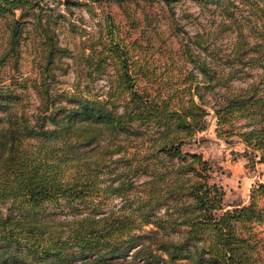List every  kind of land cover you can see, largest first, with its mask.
<instances>
[{"label":"trees","instance_id":"obj_1","mask_svg":"<svg viewBox=\"0 0 264 264\" xmlns=\"http://www.w3.org/2000/svg\"><path fill=\"white\" fill-rule=\"evenodd\" d=\"M38 1L0 0V13ZM11 23L0 65L19 57L21 28ZM40 27V73L0 78V264H259L253 227L264 223V181L247 203L223 209L207 161L182 147L206 127L210 106L218 133L245 119L235 133L264 164V79L233 85L192 37L190 47L180 46L190 70L177 71L161 91L143 77L134 42L112 28L85 53ZM56 53L70 59L67 89L44 75ZM82 71L98 76L81 78ZM102 75L98 94L90 84ZM130 175L147 177L139 194L131 195ZM111 194L120 201L105 207ZM50 207L67 216L46 217Z\"/></svg>","mask_w":264,"mask_h":264},{"label":"rangeland","instance_id":"obj_2","mask_svg":"<svg viewBox=\"0 0 264 264\" xmlns=\"http://www.w3.org/2000/svg\"><path fill=\"white\" fill-rule=\"evenodd\" d=\"M17 19L21 36L17 61L0 65V78L34 76L40 73L44 59H39L43 48L41 34L36 33L46 24L54 32L56 42L73 52H84L98 45L105 28H112L123 42L134 44L130 49L148 73L143 76L153 88L166 90L163 84L177 71L190 70V63L181 54V44L194 37L206 47V60L216 73L227 76L233 85H243L254 79H264V0H179L166 7L161 0H39L30 7H10L0 13V52L5 35ZM33 35L38 37L37 41ZM40 47V48H39ZM42 54L41 57L43 56ZM62 62V63H61ZM70 59L54 55L49 71L44 75L55 80V86L67 89L74 80ZM111 73V71H109ZM81 78L97 77L91 71L81 72ZM104 75L92 80L91 90H104ZM28 105L35 104L28 90ZM209 104L213 103L210 94ZM205 116L206 127L182 149L201 154L209 165L211 180L223 189V209L247 203L249 190L264 181V164L257 161L235 132L243 129L245 119H236L233 125L224 124L225 131L216 132V117L210 106ZM135 178L133 193L144 188L146 176ZM132 191V189H131ZM132 197V196H131ZM119 196L111 194L105 207L118 204ZM4 209V208H3ZM65 208L50 207L45 214L50 218H64ZM160 212L162 210L160 209ZM258 240V263L264 264V223L253 227ZM114 259V264H124Z\"/></svg>","mask_w":264,"mask_h":264}]
</instances>
